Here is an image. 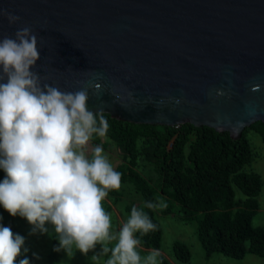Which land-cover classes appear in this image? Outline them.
I'll return each instance as SVG.
<instances>
[{
    "label": "water",
    "instance_id": "obj_1",
    "mask_svg": "<svg viewBox=\"0 0 264 264\" xmlns=\"http://www.w3.org/2000/svg\"><path fill=\"white\" fill-rule=\"evenodd\" d=\"M25 27L41 89L86 90L92 113L234 139L264 122V0H0V41Z\"/></svg>",
    "mask_w": 264,
    "mask_h": 264
},
{
    "label": "clouds",
    "instance_id": "obj_2",
    "mask_svg": "<svg viewBox=\"0 0 264 264\" xmlns=\"http://www.w3.org/2000/svg\"><path fill=\"white\" fill-rule=\"evenodd\" d=\"M4 14L10 24L20 20ZM15 37L0 41V79L7 77L0 83V169L6 173L0 205L13 217L26 218L34 226L32 234L47 232L46 223L53 225L59 237L54 251L64 250L69 258L73 248L87 254L100 244L103 255L110 253L105 264H158L157 250L143 259L136 251L140 241L134 233L155 229L147 214L133 207L118 235L110 232L111 217L102 201L108 191L120 188V174L100 146L91 160L84 152L93 133L106 135L107 120L100 115L97 126L87 109L86 90L62 93L47 84L42 90L40 77L30 71L40 56L37 37L28 27L17 30ZM113 240L117 243L109 248ZM24 242L10 227H0V264H16Z\"/></svg>",
    "mask_w": 264,
    "mask_h": 264
},
{
    "label": "trees",
    "instance_id": "obj_3",
    "mask_svg": "<svg viewBox=\"0 0 264 264\" xmlns=\"http://www.w3.org/2000/svg\"><path fill=\"white\" fill-rule=\"evenodd\" d=\"M99 126L103 115L108 122L107 141L115 143L123 162L117 171L121 181L140 191L144 200L143 212L155 225L147 234L137 232L139 246L160 249L162 227L149 203L164 198L173 199L183 217L193 221L196 235L206 257L223 253L235 258L247 254L264 256V228L255 226L252 218L259 209L264 179L255 172H245L251 164L254 151L246 130H256L264 140V122L252 123L240 138L234 139L228 131H218L207 125L196 126L190 122L180 125L134 123L113 118L108 113H94ZM100 136L93 133V149ZM107 143V142H106ZM151 167L154 176L139 172V161ZM121 166V167H120ZM151 173V171L149 172ZM6 177L0 169V182ZM238 189L243 197L237 196ZM120 199L117 190L108 191ZM0 227H10L17 234L15 217L0 205ZM54 248L59 237L54 232ZM176 258L188 261L191 251L182 241L173 245ZM18 259V258H17ZM16 259V261H17ZM48 264H61L56 251L48 255ZM162 264H167L166 259Z\"/></svg>",
    "mask_w": 264,
    "mask_h": 264
},
{
    "label": "rangeland",
    "instance_id": "obj_4",
    "mask_svg": "<svg viewBox=\"0 0 264 264\" xmlns=\"http://www.w3.org/2000/svg\"><path fill=\"white\" fill-rule=\"evenodd\" d=\"M246 136L251 142L252 149L254 151V158L251 164H247L243 167L245 172L258 173L264 179V140L261 135L254 129L248 128L246 130ZM107 142V143H106ZM103 149V155L106 157L108 162L113 167L114 171H117L118 165L123 162L121 153L112 141H107V137H100L97 143ZM94 143L92 137L84 148L85 156L91 160L93 155ZM121 165V164H120ZM139 172L144 176L153 175L151 167L141 159L139 161ZM121 167V166H120ZM151 171V173H149ZM128 181L120 180V188L117 193L120 194V202L116 204L117 210L123 216L122 222L125 224L130 217L131 210L136 207L138 210L143 212L144 200L140 191H137L132 184ZM238 197H243L244 194L238 189ZM112 202L115 198L109 196ZM259 206L264 210V186L258 196ZM169 211L162 209L166 208L168 204L166 200L158 198L157 202L154 203L155 216H157L161 227H162V240L160 249H148L143 246L136 247V251L140 254L143 259L153 250H157L160 255L157 257L158 264H162L163 260L166 259L167 264H264V256L256 254H247L243 258H235L228 256L223 253H215L211 257H206L205 251L196 235L195 226L193 221H188L183 217L182 211L178 204L171 198L168 199ZM102 206L106 213L111 217V234L118 235L120 222L115 218V210L111 205H108L107 201H102ZM264 218V215H263ZM258 221L255 218L254 223ZM15 224L17 227V234L24 237V245L21 248V253L17 257L16 264H19L21 259L27 258L29 264H48V255L54 250V226L50 223L45 224L47 232L41 233L36 231L32 234L33 225L29 224L26 218L19 215L15 216ZM137 233V232H136ZM134 233V237L136 235ZM176 241L184 242L191 251V256L188 261H181L174 255L173 245ZM117 243L113 240L109 243V248L113 247ZM59 244V243H58ZM59 247V245H58ZM28 251L25 252L24 249ZM74 255L69 258L64 250L57 252L61 264H105L107 259L110 257V253L107 255L102 254V245L97 244L94 249L90 250L87 254L81 253L79 250L73 248ZM33 254H36L35 256ZM98 255L97 260H93L91 257ZM38 257V258H37Z\"/></svg>",
    "mask_w": 264,
    "mask_h": 264
},
{
    "label": "crops",
    "instance_id": "obj_5",
    "mask_svg": "<svg viewBox=\"0 0 264 264\" xmlns=\"http://www.w3.org/2000/svg\"><path fill=\"white\" fill-rule=\"evenodd\" d=\"M109 196L115 198L114 202H112L111 199H109ZM105 200L107 201L108 205H111L114 208V210L116 211L115 212V218H116V220L118 222H120L119 228L122 229V227L124 225V223L122 222L123 216L121 215V213H119V211L117 210V207H116V204L118 202H120V199H116L115 196H113L110 193H108L107 196L105 197ZM263 215H264V210L261 207H259V209L256 211V213L254 214V216L252 218V223L255 226H260V227H263L264 228V218H263ZM255 218H258V221L256 223H254ZM148 249H152V248H148Z\"/></svg>",
    "mask_w": 264,
    "mask_h": 264
}]
</instances>
